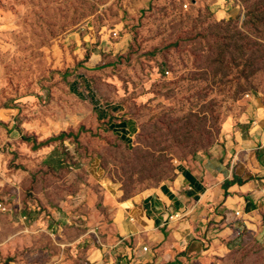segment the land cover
Here are the masks:
<instances>
[{"label": "rangeland", "instance_id": "obj_1", "mask_svg": "<svg viewBox=\"0 0 264 264\" xmlns=\"http://www.w3.org/2000/svg\"><path fill=\"white\" fill-rule=\"evenodd\" d=\"M254 105L264 0H0V264H88L109 197L159 190ZM261 218L213 264H264Z\"/></svg>", "mask_w": 264, "mask_h": 264}, {"label": "crops", "instance_id": "obj_2", "mask_svg": "<svg viewBox=\"0 0 264 264\" xmlns=\"http://www.w3.org/2000/svg\"><path fill=\"white\" fill-rule=\"evenodd\" d=\"M239 122L228 129L225 146L181 168L159 190L127 201L109 197L112 222L99 238L102 250L89 249L88 264H213L217 245L235 235L239 223L258 229L264 208V107L252 106ZM236 177L245 184L231 187L227 197L224 186ZM40 219L45 232L60 225Z\"/></svg>", "mask_w": 264, "mask_h": 264}, {"label": "trees", "instance_id": "obj_3", "mask_svg": "<svg viewBox=\"0 0 264 264\" xmlns=\"http://www.w3.org/2000/svg\"><path fill=\"white\" fill-rule=\"evenodd\" d=\"M235 181L233 182H228L225 184L224 186V191L226 192V196L228 197V191L231 187H234V186H237V185H240V186H243L245 184V182L243 180H241L240 178L236 177L234 178Z\"/></svg>", "mask_w": 264, "mask_h": 264}, {"label": "built area", "instance_id": "obj_4", "mask_svg": "<svg viewBox=\"0 0 264 264\" xmlns=\"http://www.w3.org/2000/svg\"><path fill=\"white\" fill-rule=\"evenodd\" d=\"M0 209L3 210V211H6V210H7V208L4 207V205H0ZM240 216H241V214H238V217H240ZM144 252L147 253V252H148V249L145 248V249H144Z\"/></svg>", "mask_w": 264, "mask_h": 264}]
</instances>
